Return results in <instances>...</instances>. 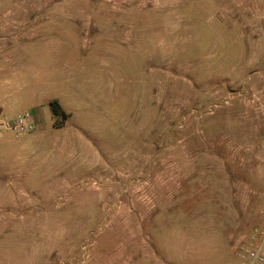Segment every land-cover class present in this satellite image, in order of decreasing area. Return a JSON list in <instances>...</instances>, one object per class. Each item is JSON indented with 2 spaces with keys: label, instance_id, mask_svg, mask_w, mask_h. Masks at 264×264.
I'll return each instance as SVG.
<instances>
[{
  "label": "rangeland",
  "instance_id": "1",
  "mask_svg": "<svg viewBox=\"0 0 264 264\" xmlns=\"http://www.w3.org/2000/svg\"><path fill=\"white\" fill-rule=\"evenodd\" d=\"M0 35L21 40L6 101L61 96L114 162L21 181L0 264H109L130 239L158 264L237 261L264 224V0H0Z\"/></svg>",
  "mask_w": 264,
  "mask_h": 264
},
{
  "label": "crops",
  "instance_id": "2",
  "mask_svg": "<svg viewBox=\"0 0 264 264\" xmlns=\"http://www.w3.org/2000/svg\"><path fill=\"white\" fill-rule=\"evenodd\" d=\"M8 43H21L18 36L0 35V110L11 117L17 116L23 111H16V100L6 101V96L13 86L18 73L7 71V63L11 62L16 54L12 50L14 45ZM20 55V54H18ZM9 59V60H8ZM58 99L69 117L62 127L55 126V116L50 107V101ZM30 109L34 113L36 129L33 132L16 136L11 131H5L0 135V258H4L7 242V227H12L11 222L20 221L21 214L15 209L21 204H28L29 199L15 190L20 188L21 181L32 185L37 180L47 181V175L52 173L54 166L61 163L70 162L73 168L71 178L63 177L58 181H51L45 184V188L53 189L55 183H66V187H71L70 179H76L85 167L98 168L101 172L103 168L111 166V163H102L100 146L95 141L88 138L82 130V119L76 116V110L69 101L61 96L50 95L42 97ZM37 105V106H35ZM24 110V111H25ZM71 123L76 127L72 128ZM110 161V160H109ZM24 202V203H23ZM31 203V202H30ZM7 222H9L7 224ZM11 231V230H10ZM138 230H129V237H137ZM136 240L130 239L129 253L119 251L117 256L110 260L109 264H138V261L152 262V257L158 264L159 257L154 252L149 258L141 257L134 251ZM133 245V246H132ZM16 253V249H14ZM235 254V253H234ZM236 258V256L234 255ZM237 260V259H236ZM104 264H108L107 262Z\"/></svg>",
  "mask_w": 264,
  "mask_h": 264
},
{
  "label": "built area",
  "instance_id": "3",
  "mask_svg": "<svg viewBox=\"0 0 264 264\" xmlns=\"http://www.w3.org/2000/svg\"><path fill=\"white\" fill-rule=\"evenodd\" d=\"M35 129V116L31 110H25L14 117L0 110V135L5 131H11L16 136H20ZM235 256L237 261L234 264H264V224L253 241L236 248Z\"/></svg>",
  "mask_w": 264,
  "mask_h": 264
},
{
  "label": "trees",
  "instance_id": "4",
  "mask_svg": "<svg viewBox=\"0 0 264 264\" xmlns=\"http://www.w3.org/2000/svg\"><path fill=\"white\" fill-rule=\"evenodd\" d=\"M50 107L53 112V115L55 116V126L62 127L68 119L69 113L65 111L58 99L51 100Z\"/></svg>",
  "mask_w": 264,
  "mask_h": 264
}]
</instances>
